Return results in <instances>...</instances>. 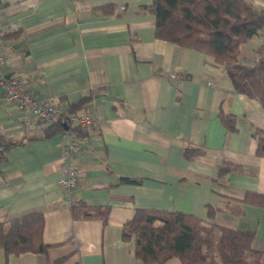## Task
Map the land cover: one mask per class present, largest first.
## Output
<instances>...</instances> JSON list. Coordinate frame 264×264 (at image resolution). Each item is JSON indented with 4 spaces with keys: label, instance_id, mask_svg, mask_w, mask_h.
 <instances>
[{
    "label": "crops",
    "instance_id": "crops-1",
    "mask_svg": "<svg viewBox=\"0 0 264 264\" xmlns=\"http://www.w3.org/2000/svg\"><path fill=\"white\" fill-rule=\"evenodd\" d=\"M153 1L0 0L10 35L3 72L20 77L31 95L98 121L83 134L76 187L60 188V134L26 130L28 112L7 102L0 86V140L11 144L0 163V222L40 212L50 245L45 254L8 257L0 249V264H145L122 239L142 208L199 217L207 206L222 208L214 221L253 231V247L264 250V208L234 202L240 216L226 209L249 191L264 192L254 134L264 131V107L238 93L213 56L158 39ZM246 1L264 10V0ZM262 48L264 30L241 46L240 63L257 64ZM222 115L235 119L234 129ZM187 149L203 152L189 159ZM224 164L231 170L220 178ZM74 205L108 209L106 224L74 219Z\"/></svg>",
    "mask_w": 264,
    "mask_h": 264
},
{
    "label": "trees",
    "instance_id": "trees-1",
    "mask_svg": "<svg viewBox=\"0 0 264 264\" xmlns=\"http://www.w3.org/2000/svg\"><path fill=\"white\" fill-rule=\"evenodd\" d=\"M113 14V6H105ZM151 11L156 16V37L182 47L192 48L215 58L226 67L235 90L259 100L264 107V49L261 60L253 66L239 61L240 48L254 35L264 30V10L246 0H154ZM10 35H5V39ZM63 110V109H62ZM73 110H63L62 120L38 133L42 138L61 134ZM230 129V115H222ZM79 137L86 129L76 128ZM257 155L264 157V131L257 130ZM10 143L0 140V163L5 160ZM203 151L187 149L192 159ZM227 164L219 168L218 177L230 172ZM264 208V192L249 191L243 199L229 200L227 211L243 215L239 204ZM222 208L207 206V215L199 217L182 212L159 209H138L123 227L122 239L135 244L136 257L145 264H166L178 258L182 264H264V250L253 247L255 233L217 224L215 214ZM74 219L101 217L107 222L108 209L96 206H72ZM44 215L32 212L0 222V249L6 256L24 253H47L50 245L44 241ZM61 261L56 262L60 264Z\"/></svg>",
    "mask_w": 264,
    "mask_h": 264
},
{
    "label": "built area",
    "instance_id": "built-area-1",
    "mask_svg": "<svg viewBox=\"0 0 264 264\" xmlns=\"http://www.w3.org/2000/svg\"><path fill=\"white\" fill-rule=\"evenodd\" d=\"M6 31L0 23V86L4 91L7 102L15 104L28 112L30 118L24 122L25 129L38 134L43 129L59 123L63 118V110L51 98H37L29 93L26 83L18 76L8 75L3 72L6 57L1 53L2 43ZM175 77V76H174ZM98 125V121L90 115L72 116L65 130L60 134L62 140L61 176L58 179L60 188L72 191L77 183L79 172L75 159L82 147V138L76 133V128L86 129Z\"/></svg>",
    "mask_w": 264,
    "mask_h": 264
}]
</instances>
